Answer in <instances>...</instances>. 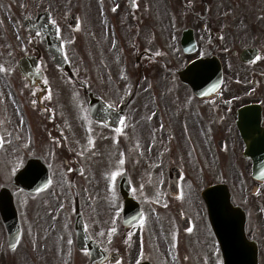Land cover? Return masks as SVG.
<instances>
[{
  "label": "flooded vegetation",
  "instance_id": "obj_1",
  "mask_svg": "<svg viewBox=\"0 0 264 264\" xmlns=\"http://www.w3.org/2000/svg\"><path fill=\"white\" fill-rule=\"evenodd\" d=\"M116 7L121 70L95 74L87 60L84 68L71 60L69 74L54 63L41 25H31L46 12L68 57L64 0H0L1 162L20 155L23 165L34 157L49 166L46 185L43 169L30 188L0 179V264H218L206 204L197 186L181 187L192 178L174 162L179 152L181 165L223 162L261 258L264 180L253 169L264 161V0ZM25 55L33 56L27 73ZM194 62L222 67L215 93L201 97L180 79ZM57 153L69 174L64 187L49 159Z\"/></svg>",
  "mask_w": 264,
  "mask_h": 264
},
{
  "label": "rangeland",
  "instance_id": "obj_2",
  "mask_svg": "<svg viewBox=\"0 0 264 264\" xmlns=\"http://www.w3.org/2000/svg\"><path fill=\"white\" fill-rule=\"evenodd\" d=\"M103 7L101 9L100 2L98 0H64V11L63 14L68 15L71 12H78L80 14V27L76 30L66 27V34L68 38L72 39V43L68 44L69 54L74 58L75 61L80 62L77 66L80 65L81 68H84L83 62L87 60L90 65V71L93 70L94 73L98 74H110L114 75L118 70H121L117 66V58L115 55L114 41H113V25L109 26V21L106 20L105 10H110L109 6L114 9V2L116 0H101ZM113 24V22H112ZM119 66H121L119 64ZM79 109L74 108V114L77 117ZM5 148L3 149V152ZM180 152L175 155L174 162L179 164V166L185 170V175H188L190 172L193 179H185V186H183V181L181 184L182 189L187 190V183L191 182L193 185L198 187H203L207 182L212 179V181H222L226 180L225 166L223 162L219 161L216 163L210 164L206 160H202L200 164L194 162V159L190 161H180L178 156ZM1 155V151H0ZM60 154H54L49 159L53 161V164L56 166L57 178L59 179V187H64V182L62 177L67 176V172L64 170V163L60 158ZM20 155H14L12 158L5 159V162H1L0 156V179L5 181H10L12 173L21 166L18 165ZM213 166V168H212ZM196 174V175H194ZM196 177V178H194ZM194 179L196 182L194 183ZM65 185H69V181ZM200 188V189H201ZM64 191V190H63ZM199 191V188L197 189ZM240 197V196H239ZM201 202L202 198L200 197V192L198 197ZM241 197L239 198V200ZM206 215V213H205ZM206 262L210 263V258L205 259ZM261 264H264V255L260 258ZM212 264V262H211ZM219 264V261H218Z\"/></svg>",
  "mask_w": 264,
  "mask_h": 264
},
{
  "label": "water",
  "instance_id": "obj_3",
  "mask_svg": "<svg viewBox=\"0 0 264 264\" xmlns=\"http://www.w3.org/2000/svg\"><path fill=\"white\" fill-rule=\"evenodd\" d=\"M57 56H59L57 60L58 64L63 66V58L60 53V48L57 50ZM195 68L196 70H199L198 74L200 75L196 79L197 82H203L206 80L209 81L212 78L210 69L203 65H198L197 67L192 65L189 68L183 70L180 73L182 75V78L194 84L195 79L191 76L189 77V74H192ZM195 88L197 91L202 90V88L199 89L196 86ZM263 162V160H255V173H257V177L259 176V171L264 166ZM32 169L33 165L29 164L24 170L19 172L15 177L14 184L18 185V181H20L21 179L23 180V178H25L26 176V179L28 181H30L31 183H35V181L30 177L31 175L29 173V171ZM31 186H34V184H31ZM203 196L205 198V201L207 202L212 224L217 232L220 242L222 243L225 254L228 253V255H230L231 250L229 242L231 243V241L229 240L230 233L227 229H229L232 225H235V227L239 225L240 216L238 215V213L240 212V209L233 206L232 195L226 184H217L207 188L203 192ZM241 219H244V216H241ZM237 230H234L233 232L235 234V240L237 239L239 234ZM243 248L247 251L245 253V256L239 257L235 255L233 257H230V262H228V264H256L257 251L255 250L253 252H249V249L245 247V245L243 246Z\"/></svg>",
  "mask_w": 264,
  "mask_h": 264
},
{
  "label": "snow or ice",
  "instance_id": "obj_4",
  "mask_svg": "<svg viewBox=\"0 0 264 264\" xmlns=\"http://www.w3.org/2000/svg\"><path fill=\"white\" fill-rule=\"evenodd\" d=\"M0 71H3V69H0ZM0 142H2V137H0Z\"/></svg>",
  "mask_w": 264,
  "mask_h": 264
}]
</instances>
